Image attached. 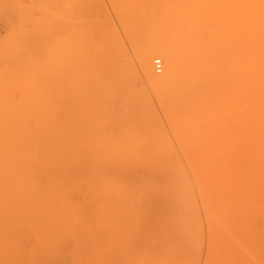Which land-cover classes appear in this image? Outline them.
I'll list each match as a JSON object with an SVG mask.
<instances>
[{"label":"bare ground","instance_id":"1","mask_svg":"<svg viewBox=\"0 0 264 264\" xmlns=\"http://www.w3.org/2000/svg\"><path fill=\"white\" fill-rule=\"evenodd\" d=\"M80 1L82 5H86V0ZM82 1L85 3L83 4ZM88 1V6L86 5L88 9L86 6L81 8H85L84 11L87 10V12L91 11L89 4L92 3V0ZM138 1L142 5L149 0H142V3L140 0ZM160 1L165 0H159V2ZM183 1L187 2L188 6H185V2ZM113 2L114 9L116 8L117 15H119V20L128 22V24L125 23L126 27H128L129 24L131 25L130 21L133 18L130 15L131 12H133L134 9H137L136 12H138V9H142V7H139L141 5L139 3V5L137 4V0H131L130 2L113 0ZM164 3L165 10L161 12L160 15L145 16V27H141L145 29H141L140 27L137 28L133 25L136 24V22L134 23L133 21V28L135 27V30L137 28L141 30V32L136 30V32H139L140 36L136 38L138 42L135 40L137 35L134 38L131 36L134 42H130L132 44L129 46H134L135 43H137L136 46L133 47L134 49H131V52H133L135 56H139L136 52L141 56L139 65L137 64L138 62L135 63L138 67L140 66L139 70L142 69V72H140L145 75H143L144 80L152 86L154 93L158 97L159 103H157L165 113L167 119L163 120L169 123L167 124L168 127L170 126V128H168L169 131L172 129V132L170 131L172 138H175L174 140L177 138V141L174 142L176 144L178 143L177 146L179 148L183 146V150H185V154L181 152V156L183 155L182 158L188 170L181 158L179 156H174L175 152L172 151L173 145H169L171 140L168 135L167 137L170 141H167L168 138L167 140L165 138L166 131L165 129L163 130L164 125H162L161 119L159 120L157 112L160 111V108L157 107L159 110L156 111L155 106L153 107V101L149 103V101H151L150 98L154 97L153 94L151 95L153 97H149L146 95L148 92L144 90V84L147 82L145 83L143 80L144 84H140L141 87L140 85H136V87L138 86L137 89L139 91L143 88L142 90L146 92L144 95L145 98L147 97L146 99H148V102L144 101V92L142 90L140 94L138 90L137 93L134 91L135 88L133 89V87L129 86V83L132 84L130 78H132L133 83L137 81L136 78H138L139 81L142 80L137 70H135V63L130 62V58L129 60L124 57V51L120 52V50L118 52L112 48L116 45L113 44L112 46L110 42L112 40L116 41L118 38L115 36L116 33L114 35L115 37L113 35L108 36L107 34H112L111 32L113 30L111 31L110 29L111 32L109 30L107 32V30H105L106 28H101V32L96 31L99 29H95V33H92L94 32L92 31L90 34L91 36L83 35L81 37V28L85 29L81 27L78 29V34L81 39L80 37H78L77 40L70 38L71 42L69 43L68 49L65 47V51L67 52L66 55L70 57V62L68 61L69 58H67L62 61H54L52 65L55 67L58 64L57 68L53 66V68H51V64H46V68L40 66L35 70H42L41 72H43L45 77L40 75L41 73L39 74V72L33 70V72H30L31 75L29 77L24 76L20 79L21 83L19 84L23 87H19L20 90L18 89L19 92L15 93L16 95H14L13 102H9V98H7V101H3V99L0 98L2 104L7 102L3 104V106L0 103V264H38L39 261H44L42 259H44L46 253L49 254L50 251L51 253L53 251L54 254L56 252L60 253L63 247L66 248L65 239L76 237L73 239L75 240L77 237H81L83 233L85 234V230H88L86 232H89V236L87 234H85L87 236H83L85 238L92 237L93 234H97L95 232L100 230L102 226L96 224L105 223V227H107L111 221H121L119 224L123 223L122 225L124 227L121 225L120 229L111 228V230L110 227H108L110 230L106 229L108 234L107 231L103 229V225L102 229L104 233H101V229L98 234H102L104 237L106 236V238L107 236L112 238L111 235L114 236L119 233L116 237L118 241L115 243L119 242V237H122L123 240L126 237L125 239L128 241L129 239L133 241L131 243L129 242L127 246L125 245V241L122 240L124 243L123 246H127V248L123 250L119 245L116 246L117 248L113 245L114 248H108L114 249V251L111 250L110 252H108L109 250L107 251L106 248L102 249L95 245L98 249H102L100 252H96L99 256L93 252L95 257H102L103 254L104 256H109L108 258L104 257V261L102 258L103 262L100 261L101 264L104 262V264H178V260L181 262L185 259H179V257L182 256L180 255L181 251L179 252L181 248L176 243H179L178 241L181 240L184 235L185 237L183 239L185 243L184 240L183 242L181 240L180 243H182L183 246L184 244L187 246L190 244L188 240L189 232L191 231L194 235L197 233V229L195 231V227L197 226L189 222L193 217H196L197 222V216L193 214V216H190L191 214L189 215V212L186 213V216L184 215L185 217L183 216L184 218L190 216V219H187L188 226L183 224V226L186 227L185 229L183 228L186 232L181 230L180 226L176 225L179 222L176 221L182 217L181 215L185 214V211H188L184 209V207L187 206L185 203L189 201L188 196L192 198L194 194L191 195L192 192L190 191V193H188L189 195H184V192L188 189L187 187L190 186L189 190H192L191 188L195 186L194 183L196 182L198 188L202 185L201 187L203 190L200 189L201 193H203L202 191L206 192V187L209 188L208 193L211 194L212 197H210L211 195L209 196L208 193H204L202 194L203 196H201L207 200L210 198L213 200L215 197L213 194L216 193L215 189L218 187H216L217 184H219V188L224 189V193H227L225 191L226 189H229L227 191H231L232 195L228 193L230 197L232 196L230 198L223 193L222 189H219L221 190L219 194L223 193V195L227 196V199H225L222 195L224 200L228 201L227 203L218 199L219 197H216V200L218 199L219 201L216 203L214 198L215 204H211L213 201L210 200L208 205L206 202H203L201 198L203 204L206 203L204 205H215V207L211 209L213 213H211L209 209L207 215L213 217L211 214L217 212L214 218L220 215L219 218L217 217L219 220L228 219L227 221H229V215L231 213L230 204H234V208L236 207L235 209H238L237 207H239L240 211L242 209V211H259V216L257 215L258 213L256 214L254 211L251 213L248 212L249 214L244 211L246 217L244 214L243 217L247 219L248 216L249 218L251 216V225L253 227L255 226L253 220L257 217V219H261L260 215L262 210H264V0H166ZM183 3L186 8L189 7V11L182 12L184 6L182 9L181 4ZM92 5L95 6L96 3ZM189 5H191L193 9H191ZM194 5L195 7L197 6V11L194 9ZM143 7L144 10L141 11L140 9V12H145V5ZM185 9L183 11H186ZM99 12L100 10L96 13ZM90 13H92V11ZM96 13H93L95 21ZM138 14L140 15V13ZM99 16L97 14V20L101 18ZM130 29L129 27L125 29V31L127 30L126 34L128 38H130L129 34L132 35V32L135 31ZM87 30L89 31V28ZM87 30L85 34L88 33ZM143 30L144 32L142 34ZM129 31L130 33L128 34ZM96 33L99 35L98 37L105 36V39L100 37L101 40L103 39L105 41H98L101 44L104 43V45H98L99 43L95 42L96 40L94 38L98 39ZM159 34L162 37L165 36L168 41L164 38L166 40V42H164L162 37L156 39V36ZM91 37L92 40L94 39L95 41L93 40L92 42ZM142 38L145 40V43ZM107 40L110 41L105 43ZM141 40L143 41V48L140 47L141 45L138 46L139 42H142ZM90 42L91 44L98 43V47L94 44L93 49H95V51L97 50V53H101L100 55H102L103 52L104 55L102 56H108L107 60L112 64L108 65L107 62L105 64L103 61L106 59L105 57H97L96 55H99V53H93V46L87 48L90 46H88ZM77 43L82 45H80L82 48L81 51L78 50ZM106 44H110L111 46H107ZM105 45L112 48V51ZM100 47L102 49L99 51L98 49H100ZM74 49L81 52L76 51V57L79 55V58L81 55V57L84 58V62L83 59H80L81 61L79 60V63H77L76 59H71L74 55ZM85 49H92L91 52L93 54H90L91 52L87 53L88 50L84 52L83 50ZM113 50L115 52L113 56L115 57H112ZM68 52H70L72 56L69 55L70 53ZM89 54L95 56L93 57ZM117 55L123 61L118 58ZM137 58L138 57H136V61H138ZM152 58L155 59L154 61H156V63L160 60L159 58L165 60V66L163 65L165 68H161V62L158 61L159 63H157L161 65H158V67L160 66L158 71L162 69L165 75L160 74L157 69L156 71L154 70L152 66L157 68V65L152 61ZM115 62H117L120 67L117 66ZM120 62H123V64L121 63L122 66ZM70 63L73 64V66L70 65ZM43 64L45 63H40V65ZM109 66H111V68H109ZM52 69L54 72H52ZM102 69L103 72L101 73ZM133 70H135V73L132 72ZM47 73L50 74L47 75ZM34 74L43 76L42 80L45 83H41V80H37L39 76H34ZM136 75L138 77H136ZM164 76H168V79ZM48 77L49 79H47ZM50 77L52 79H50ZM108 79L113 81L109 82ZM25 83H27L28 91L25 88ZM139 83L140 82H138V84ZM67 85L70 87L67 88ZM55 87L57 88V92L54 91L56 90ZM149 87L148 85V88ZM93 92L96 96L93 94L95 97L93 96L94 98H92L91 95L89 99V94ZM43 93H45L46 98ZM151 93L153 92L150 91V94ZM85 95L87 99H89L88 101ZM153 100H156V98L154 97ZM81 112L85 113L83 117H81ZM163 112H160V114L162 115ZM110 117L112 118L109 119ZM162 117L164 118V116ZM119 123H125V127L124 130L120 131L121 126H116L119 128L118 134V132H116L117 128L115 129L114 127L115 124L118 125ZM89 125H91V129ZM93 127L95 131H99L98 133L103 132L104 135L101 133L103 136L100 134L98 137L99 134L93 131ZM112 127L115 129V132L112 131ZM88 128L89 132L86 131ZM103 128L108 131L112 129V132L110 131L108 135V131H105ZM125 128L128 131H126ZM124 131L126 133H124ZM105 132L107 135H105ZM163 133H165V137ZM101 136L102 138H100ZM180 143L182 145H180ZM168 145L171 147V151L174 155L171 152L165 155L166 149L169 148L167 147ZM163 150H165L164 153H162ZM180 151H182V148ZM171 154L172 156H168ZM186 170L188 171L187 173L192 172L190 175L192 179H196H194V181L188 177V179L193 182H190V184H194V186H187L188 181L185 176ZM208 172L211 174L210 177L206 175L209 174ZM213 175L216 176L214 177ZM218 175H221V177ZM217 177L219 179H215ZM251 178L252 180H250ZM199 179H201V181ZM211 179L216 180V183L212 181V184L215 183L214 187L211 182H209ZM210 187H213L212 190ZM246 187L247 190L243 192L242 190ZM252 188L254 190H251ZM256 189H258L259 192L258 190L256 191ZM213 190L214 193L212 192ZM251 191H256L253 192L256 193V195L254 194L256 199L251 196L253 195ZM186 193L187 192H185V194ZM238 193L240 195L249 194L250 198L253 197V199H255L254 201L257 200V202H260L263 208H261L262 206L257 202L254 203L252 199H249V196L247 198V195L240 197L242 200L240 198L237 200L236 196L237 198L240 196H238ZM219 194L217 195L219 196ZM234 194L236 195L235 197L233 196ZM257 194H259V196H257ZM244 197L247 198L248 201ZM232 198H235V200ZM240 200L241 202H238L239 204L236 205L237 201ZM220 201L222 205H220ZM190 202L187 204L194 206L193 203L195 204V202L191 201V199ZM243 202H245V204L248 202V204L244 206ZM178 203L182 204V208L180 207L182 210L180 209L179 212L177 210ZM224 203L226 204L225 208L223 207ZM216 204L220 205L219 209ZM189 205L188 209L190 207ZM250 205H254L253 210H248V208L251 207ZM257 205H259V207ZM195 207L196 206H194V208ZM222 207L224 208L223 213L221 211L223 209ZM114 208L117 211L111 210ZM260 209L262 210L260 211ZM205 210H207V208ZM239 210H235V213L237 214ZM144 213L151 216H149L151 220L148 221L149 218H147L145 222L146 224L148 223L149 226L147 224L148 227L146 226V229L144 226H141L144 227L140 228L143 230V233L135 235L136 230L134 229L136 226L134 228L131 227L129 222H133L134 224L135 220H143L140 219V217L145 215ZM225 214L228 215L227 218ZM238 214H240V212H238ZM232 215L233 217L235 216L234 213ZM171 217L173 219H171V222L173 223L174 220L176 222L173 223L174 226L169 221ZM222 217H224V219ZM263 217L264 214L261 219L263 224L260 223L262 224L260 227L256 224L257 231H255V236L259 233V237L262 233L264 234ZM206 218L207 217H205V219ZM214 218L213 220H215ZM244 218L242 219L243 222ZM237 220L239 223V219L237 218L235 224H237ZM227 221L225 220V222ZM247 222L250 221L248 220ZM257 222L258 221H256V223ZM88 223H94V226ZM143 223L144 221L142 224ZM242 223L240 225H242ZM189 224L191 226L193 225L194 229L192 228L193 226L191 227ZM230 225L226 229L223 228V232L225 233L224 236H226L228 232L225 230L229 228L230 232H232L234 229L232 228L233 224ZM89 227L92 232L95 230L91 236L90 234L92 232ZM93 227L99 228L94 229ZM115 227L120 226L115 225ZM189 227L192 229H189ZM256 227H254L253 230H255ZM219 228L220 227H218V229ZM260 228H262V230H260ZM173 229H180L181 231L179 230L178 233L181 235L182 232V237ZM120 230L122 232L124 231L123 234ZM236 230L234 229L232 232L234 236V231ZM249 230L253 232L252 229ZM221 231L222 230L218 232L221 233ZM191 232L190 236L192 237ZM185 233L187 235H185ZM219 233L217 234L215 232V234L220 237ZM247 233L248 232H246V237ZM208 234L210 235L211 231L208 232ZM213 234L214 232H212V235ZM229 234L231 235V233ZM216 235H213V239L218 238V236L215 237ZM156 236L159 237V241L163 240L162 237H166L164 238L165 241L163 240L164 242L162 241L159 243L160 245L154 244L152 240H156ZM186 236H188V238ZM221 236L223 237V233ZM258 236L257 238H259ZM96 237H98V235H96ZM185 238H187V241ZM99 239L103 240V236L98 237L96 240ZM213 239L212 242H215V245L216 241ZM193 240L194 239H192V241ZM197 240V238L196 241L194 240L195 244ZM218 240L220 241L219 238ZM218 240L217 243L219 242ZM141 241L142 244L143 242L144 244L148 243L147 245L143 244L141 246ZM227 241L228 240H226V242ZM230 241L232 242V240ZM259 241L260 240H258V242ZM122 242L119 243L120 246ZM149 242L152 246H150ZM172 242H175V245H173L174 248L178 247L177 253H179V256H174L177 254H175L176 251L174 252L175 249L172 250L174 253H171L170 246H172ZM188 242L189 244H186ZM220 242L219 246L222 248L223 246L220 245ZM235 242L232 243L236 244ZM241 242L243 245L245 244L243 240ZM182 244L180 246H182ZM228 244L231 246L230 243ZM214 245H210V249L209 251L207 250V252H210ZM217 245L218 244L215 246ZM239 245L240 244H238V247ZM95 246L93 249H96ZM145 246H150V248L146 250ZM183 246L182 249L185 248ZM190 246H187L189 247L188 253H185V249L181 252L184 253L186 257L192 251L191 248L193 249V246L191 248ZM217 247L212 249L213 253ZM233 247L235 248V246ZM119 248L121 250H119ZM230 248L232 249V247ZM224 249L227 250V252L229 250L226 249V247ZM217 250L219 249L217 248ZM92 251H88V255L93 254ZM218 252H215L214 255H217L216 253ZM192 253L195 252L192 251ZM229 253L230 252H228V254ZM207 254L209 255L211 252ZM228 254L225 253L223 255L227 256ZM238 254L239 256L241 255V253ZM172 255L176 259L171 258V260L168 258L172 257ZM219 255H221V258ZM231 255L235 256L236 254ZM218 256L219 260L222 259L223 264H231L229 262H233V259L230 261L227 257H225L226 260H223L224 256H222V253H218V255L215 256L216 258H214L218 260ZM38 257L41 259H38ZM235 257L238 258V256ZM193 258L191 257L190 260H193ZM209 258H211V256L207 259ZM93 259V263H95L96 258L93 257ZM173 259H175L177 263L173 262ZM215 259L213 260L215 261L213 264L219 262H216ZM47 260L50 262L49 259ZM97 260L99 262V259ZM59 261L62 262V260H55L53 264H58L60 263ZM189 261L187 260V262ZM245 261L246 260H244V262ZM184 262H186V260ZM184 262L182 261V263ZM207 262H209V260H207ZM207 262L206 264H208Z\"/></svg>","mask_w":264,"mask_h":264},{"label":"rangeland","instance_id":"2","mask_svg":"<svg viewBox=\"0 0 264 264\" xmlns=\"http://www.w3.org/2000/svg\"><path fill=\"white\" fill-rule=\"evenodd\" d=\"M83 1H85V0H83ZM82 1V3L84 4L85 2H83ZM91 1V0H90ZM123 2H130L131 0H122ZM141 1V3L144 1H142V0H140ZM92 3H90L89 5H90V10L92 11V13H90L91 11H89V12H87V10L86 11H84V9H81V8H83V7H85L88 3H89V1L88 0H86V5H82L81 4V1L80 0H0V98H2L3 99V101H7V98H9V102L11 101V102H13V99H14V95H16L15 93H18L19 92V90H20V88L19 87H21L20 86V84L19 83H21V80L20 79H22L24 76H27V77H29L30 75H31V73L30 72H33V70H35V69H38L40 66L42 67V68H46V64L47 65H49V64H51V68H53L54 66L52 65V63L54 64V61H62V60H65V59H67V58H69V62L71 61L70 60V57L68 56V55H66L67 54V52L65 51V47L68 49V47H69V43L71 42L70 41V38H73V39H76L77 40V38L78 37H80V35L78 34V29L79 28H81V27H84L85 29L88 27L89 28V31H88V33L87 34H85L86 32V30L85 29H82L81 28V32H80V34H81V37L83 36V35H90L91 34V32L92 31H94V32H92V33H95V29H99V30H96V31H100V29L102 28V29H105V30H107V32H108V30L110 31V29H111V33L112 34H107L108 36L110 35H115V33H116V37H118L117 39L116 38H114V39H116V41L114 42L113 40L110 42L111 43V45L113 46V44L114 45H116V46H113L112 48H114L115 50H117L118 52L120 51V52H122V51H124L123 52V54H124V57H126V58H130L131 59V61L130 62H133V63H135V62H138L137 64L139 65V59H140V54L139 53H137L136 51V54H138L139 56H135L134 54H133V52H131V49H134L133 47L134 46H136V44L137 43H135V45L133 46V45H131V46H129L130 44H132V43H130V42H134L133 40L134 39H132V38H134L136 35V37H135V40L138 42V40L136 39V38H139L140 36H139V32H136V30H139V29H137V28H141V27H145V16H148V15H155V16H157V15H160L161 14V12H163L164 10H165V6H164V2H166V0L165 1H160L159 2V0H149V1H147V2H145V3H143L142 5L139 3V1L137 0V4L139 3L141 6H139V7H142V9H141V11L142 10H144V5H145V12L143 11V12H140V9H138V12H136L137 11V9H134V11L133 10H131V11H133V12H131V14H130V12H129V14L133 17L132 18V20L130 21L131 22V25L129 24V28H131L130 30H132V31H134L135 30V27L133 28V25L134 26H136L137 28H136V30L134 31V32H132L133 34L132 35H130L129 33H130V31L128 32V34H129V37L131 38V36H132V38L130 39V38H128V36H127V30L125 31V29H127L128 27H126V25H125V23H127L128 24V22L126 21V20H124V21H126V22H122V20H119V15H117V12H116V8L114 9V2H113V0H92L91 1ZM161 2H163V3H161ZM183 2H185V1H183ZM93 3H96V5L95 6H93L92 4ZM161 3V4H160ZM136 4V5H137ZM138 4V5H139ZM187 4V2H185V6H188V4ZM190 4V3H189ZM74 5V6H73ZM81 5V6H80ZM136 5H134V6H136ZM137 5V6H138ZM182 5V9H183V6H184V3L183 4H181ZM192 5V4H191ZM191 5H189V6H191ZM79 6V7H78ZM88 6V5H87ZM87 6H86V8H87ZM136 6V7H137ZM184 6V9L186 8ZM135 8V7H134ZM138 8V7H137ZM180 8V9H181ZM88 9V8H87ZM183 9V10H184ZM189 9V7H187L185 10L186 11H183L182 10V12H187V11H189L188 10ZM191 9H193V7L191 6ZM190 9V10H191ZM194 9L196 10L197 9V6L195 7V5H194ZM97 10V11H96ZM100 10V12H101V15H100V12L99 13H96V12H98ZM191 11H194V10H191ZM197 11V10H196ZM195 12V11H194ZM93 13H96L95 15H96V21H95V17L93 16ZM133 13H135V14H133ZM138 13H140V15L138 14ZM142 13V14H141ZM97 14H98V16L99 17H101V18H99V20H97L98 19V17H97ZM133 14V15H132ZM140 17V18H138V17ZM121 18V17H120ZM129 18H130V16H129ZM128 18V19H129ZM138 18V19H137ZM123 19V18H122ZM127 19V20H128ZM70 20V21H69ZM130 20V19H129ZM138 20V21H137ZM139 20H140V22H139ZM68 21V22H67ZM133 21H134V23L136 22V24H133ZM70 22V23H69ZM123 23V24H122ZM133 24V25H132ZM123 25H125V26H123ZM147 25V24H146ZM131 26V27H130ZM74 28H76V29H74ZM141 29H145V28H141ZM84 31V32H83ZM115 31V32H114ZM140 32H141V30H139ZM101 32V31H100ZM104 32V31H103ZM138 33V34H136V33ZM143 32H144V30L142 31V34H143ZM84 33V34H83ZM114 33V34H113ZM97 34V33H96ZM142 34H141V36H142ZM93 35V34H92ZM101 35V34H100ZM104 35H105V33H104ZM107 35H106V37H107ZM91 36V35H90ZM99 35L97 34L96 35V37H98ZM112 36V37H113ZM114 36V37H115ZM81 37H80V39H81ZM87 37V36H86ZM100 37H103L104 39H105V36H100ZM100 37H98V39H96V38H94L93 40L95 41V42H98L99 40H101V38ZM157 38L156 39H158V37H162L160 34L158 35V36H156ZM88 38V37H87ZM100 38V39H99ZM111 38V37H110ZM145 38V37H144ZM163 38V41L164 42H166V38H165V36H163L162 37ZM166 40H165V39ZM143 39V38H142ZM83 40H85V39H83ZM90 40V39H89ZM91 40H92V37H91ZM93 40H92V42H93ZM103 40V39H102ZM101 40V41H102ZM111 40V39H110ZM110 40H107V42H105V43H108ZM103 41H105V40H103ZM142 41V40H141ZM143 41H144V43H145V40L143 39ZM143 41L142 42H139V45L138 46H140V47H142V44H143ZM168 41V40H167ZM89 42V41H88ZM82 43V42H81ZM99 43V42H98ZM97 43V44H98ZM141 43V44H140ZM68 44V45H67ZM95 43H92L91 44V42H90V44L88 43V46L89 47H87V48H91L93 45H94ZM97 44H95L96 46H97ZM67 45V46H66ZM81 44H79V43H77V48H78V50H82V48H81V46H80ZM98 45H104V43H99ZM107 46H111L110 44H106ZM105 45V46H106ZM105 46H103V47H105ZM106 46V47H107ZM137 46V47H138ZM98 47V46H97ZM96 47V48H97ZM116 47V48H115ZM77 48H75V49H77ZM94 48V46L92 47V49ZM109 50L111 49V51H112V48H109V47H107ZM122 48V49H121ZM125 48V49H124ZM143 48V47H142ZM74 49V50H75ZM92 49H85V50H83L84 52H86L87 51V53H90L91 52V50ZM102 48L100 47V49H98L99 51L101 50ZM136 49V48H135ZM78 50H75V51H73L74 52V55L72 56V54L70 53V52H68V53H70L69 55H71L72 57H71V59L73 60V59H76V61H77V63H79L78 61L81 59H83V62H84V58H82L81 57V55H80V57L78 58V56L76 57V54L77 53H75L76 51H78ZM105 50V49H104ZM108 50V51H109ZM141 50V49H140ZM68 51V50H67ZM80 51H78V52H80ZM97 51V50H96ZM95 51V49H93V53L94 52H96ZM133 51V50H132ZM142 51V50H141ZM107 52V51H106ZM129 52V53H128ZM81 53V52H80ZM92 52L90 53V54H93ZM99 53V52H98ZM97 52H96V54H98ZM115 52H114V50H113V52H112V57H115V56H113V54H114ZM117 53V52H116ZM83 54H85V53H83ZM89 54V55H90ZM101 53H99V55H96L97 57L99 56H102V55H104L103 54V52H102V55H100ZM111 54V53H110ZM130 54V55H129ZM85 55H87V54H85ZM84 55V56H85ZM105 55H107V54H105ZM109 55V54H108ZM83 56V57H84ZM90 56H95V55H90ZM121 56V55H120ZM105 57V56H104ZM103 56L101 57V58H104ZM108 57V56H107ZM107 57H105L106 59L105 60H103L104 61V63L106 64V62H107V64L109 65V64H112L111 62H109L107 59ZM117 57L118 58H120L118 55H117ZM136 57H138L137 59H138V61H136ZM78 58V59H77ZM100 58V59H101ZM154 58H156V57H154ZM89 59H90V57H89ZM98 59V58H97ZM111 59V58H110ZM113 59V58H112ZM121 59V58H120ZM119 59V60H120ZM124 59V58H123ZM127 59V60H128ZM129 59V60H130ZM160 60H158V59H156V60H158L159 62H161V64H162V66L164 65L165 66V60L164 59H162L163 60V62H162V60H161V58H159ZM80 60V61H81ZM92 60H94V59H92ZM114 60V59H113ZM118 60V59H117ZM122 60V59H121ZM155 59H153L152 58V61H154ZM101 61V60H100ZM112 61V60H111ZM123 61V60H122ZM124 61H125V59H124ZM157 61V63H159ZM65 62H67V61H65ZM96 62V61H95ZM155 63H156V61H154ZM40 63H45V64H43V65H40ZM58 63V62H57ZM72 63V62H71ZM70 63V65H72L73 66V64H71ZM123 64V62H120V65L122 66V64ZM125 63H128V62H125ZM132 63V64H133ZM152 63V62H151ZM156 63V65H157V68L156 67H154V66H152V64H151V66L154 68V70L156 71V69H157V71H158V69H159V67L161 66L160 64H157ZM164 63V64H163ZM59 64H60V62H59ZM67 64V63H66ZM74 64H76V63H74ZM97 64V63H96ZM115 64L117 65V66H119L118 64H117V62H115ZM114 64V65H115ZM136 63H135V67H136V69L135 68H133V69H135V70H137V72H138V74H139V77H140V79L143 81L144 80V74H142L141 72H142V69L141 70H139V67H138V65H137ZM70 65H69V67H70ZM77 65H79V64H77ZM107 65V66H108ZM154 65V64H153ZM155 65V66H156ZM158 65H160L159 67H158ZM53 66V67H52ZM57 66H58V64H57ZM57 66H55L56 68H57ZM66 66H68V65H66ZM75 66V65H74ZM111 66H113V65H111ZM111 66H109V68H111ZM161 66V68H165L164 66L162 67ZM50 67V66H49ZM49 67H48V70H49ZM54 67V68H55ZM61 67H62V65H61ZM68 67V68H69ZM78 67V66H77ZM120 67V66H119ZM60 68V67H59ZM67 68V67H66ZM106 68H108V67H106ZM138 68V69H137ZM152 68V69H153ZM41 69V68H40ZM39 69V70H40ZM70 69H71V67H70ZM77 69V68H76ZM47 70V69H46ZM53 70V69H52ZM57 70V69H56ZM101 70V69H100ZM135 70H133L132 72H134L135 73ZM165 70V69H164ZM36 71V70H35ZM42 70H40V71H36V72H39V74L40 75H43V72H41ZM51 71V70H50ZM67 71V70H66ZM73 71V70H72ZM75 71V70H74ZM141 71V72H140ZM47 72V71H46ZM52 72H54V70L52 71ZM103 72V69H102V71H101V73ZM136 72V73H137ZM160 74H163V75H165V73L163 72V70L161 69V70H159L158 71ZM45 73V72H44ZM74 73V72H73ZM157 73V72H156ZM158 73V74H159ZM39 74H38V76H39ZM46 74V73H45ZM48 74H50V73H47V75ZM54 74V73H53ZM55 74H56V72H55ZM76 74H77V72H76ZM105 74V73H104ZM132 74V73H131ZM130 74V75H131ZM46 75V76H47ZM52 75V74H51ZM135 75V74H134ZM144 75V76H143ZM33 76V75H32ZM34 76H37V74L35 75L34 74ZM37 76V77H38ZM44 76V75H43ZM43 76H39V78L37 79V80H41L40 82L41 83H45L43 80H42V78H43ZM78 76V75H77ZM45 77V76H44ZM130 77V76H129ZM136 77H138L137 75H136ZM164 77H166V79H168V76H164ZM33 78V77H32ZM47 79H49V77L47 78ZM50 79H52L51 77H50ZM111 79H113V78H111ZM109 80V82L111 81H113V80ZM131 79V82H132V84L131 83H129L130 85V87H133V89L135 88V90L134 91H136L137 93H138V89H137V87L141 84V85H143L144 84V81H145V83L147 82L146 80H144L143 82L142 81H139L138 80V78H136L137 79V81L138 82H140L139 84H138V82L136 81V82H134L133 83V81H132V78H130ZM130 79H129V81H130ZM133 79H134V77H133ZM146 79V78H145ZM35 80V79H34ZM44 80H46V79H44ZM69 80V79H68ZM107 80V81H108ZM27 81V80H26ZM77 81V80H76ZM135 81V80H134ZM24 82H25V80H24ZM32 82V81H31ZM39 82V83H40ZM47 82V81H46ZM55 82V81H54ZM69 82V81H68ZM67 82V83H68ZM108 82V83H109ZM57 83V82H56ZM77 83V82H76ZM136 83V84H135ZM143 83V84H142ZM22 84H24V83H22ZM36 84V83H35ZM54 84V83H53ZM61 84V83H60ZM68 84H71V83H68ZM135 86H134V85ZM150 86L149 88H148V85ZM26 85V86H25ZM25 88H26V90L28 89V86H27V83H25ZM30 85H32V84H30ZM37 85V84H36ZM80 85V84H79ZM133 85V86H132ZM136 85H138L137 87H136ZM141 85H140V87H141ZM51 86V85H50ZM49 86V87H50ZM23 87V86H22ZM21 87V88H22ZM31 87V86H30ZM58 87V86H57ZM61 87V86H60ZM59 87V88H60ZM68 87H70V86H68L67 85V88ZM72 87H73V84H72ZM140 87H139V89H140ZM143 87V86H142ZM144 87H145V89L144 90H146V92H148V94H146V92L144 91V90H142L144 93H143V98H144V101L145 102H148L147 100L148 99H146L145 98V95L144 94H146L147 96H149V97H155L156 98V100H153V98H150L151 99V101H149V103L150 102H152L153 103V107L155 106V109H156V111L157 110H159V109H157V107L158 108H160L159 107V102H158V97H157V95L154 93V90L152 89V86L147 82L146 84H144ZM36 88V87H35ZM43 88V87H42ZM56 88V87H55ZM19 89V90H18ZM70 89V88H69ZM23 91H25L24 89H22ZM36 90H37V88H36ZM41 90H43V89H41ZM60 90V89H59ZM58 90V91H59ZM138 90V91H137ZM140 90V91H141ZM153 90V91H152ZM28 91V90H27ZM45 91V90H44ZM43 91V92H44ZM54 91H56L57 92V88H56V90H54ZM54 91H52V92H54ZM96 91V90H95ZM139 91V92H140ZM150 91L151 92H153V93H151L150 94ZM21 92V91H20ZM26 92V91H25ZM25 92H22V93H25ZM60 92V91H59ZM97 92V91H96ZM95 92V93H96ZM42 93V92H41ZM50 93V92H49ZM88 93H89V91H88ZM44 94V96H45V93H43ZM57 94V93H56ZM61 94V93H60ZM60 94H58V95H60ZM94 92L92 93V94H89L90 96H89V99H90V97H91V95H92V98H94L95 96H96V94H94ZM140 94H141V92H140ZM153 94V96H151ZM94 96V97H93ZM16 97V96H15ZM80 97V96H79ZM85 97H86V95H85ZM97 97H98V94H97ZM45 98H46V96H45ZM51 98V97H50ZM92 98H91V100H92ZM99 98V97H98ZM142 98V97H141ZM1 99V100H2ZM86 99H87V97H86ZM85 99V100H86ZM89 99H87V101L89 100ZM146 99V100H145ZM80 100H82V99H80ZM94 100V99H93ZM143 100V99H142ZM2 101V102H3ZM15 101V100H14ZM108 101V100H107ZM143 101V102H144ZM8 102V103H9ZM158 102V103H157ZM0 103H1V101H0ZM7 102H5V103H3V104H6ZM15 103V102H14ZM13 103V104H14ZM2 104V103H1ZM3 104H2V106H3ZM84 104V103H83ZM82 104V105H83ZM158 105V106H157ZM14 106H16V105H14ZM152 106V105H151ZM154 109V108H153ZM153 111H155V110H153ZM98 112V111H97ZM158 112V116H159V120L161 119V122L163 123H161L162 125H164L163 127V130L165 129V131H166V137H165V133H163L164 134V137L166 138V140H167V138L169 137L170 138V140H171V142L169 143V145L170 144H172L173 145V147H172V151H174L175 152V155H174V153L171 151V147H169V145L167 146V147H169L170 148V151H169V148H167L168 149V151H167V149H166V147H165V149H166V152H165V150H163L162 151V153H164L165 152V155H167V154H170V152L171 153H173V155L174 156H179L180 158H181V160H182V162L184 163V165H185V162H184V159L182 158V156H181V152H182V154L184 153L185 154V150H183L184 148H183V146H181V148H182V151H180L181 150V148H179L178 146H177V144L174 142V141H177V138H176V140H174L175 138H172V134H170L172 131V129H170V131H169V129L168 128H170V126L168 127V125L167 124H169L168 122L166 123V121H164L165 119H166V116H165V113L162 111V109L160 108V111H157ZM160 112L162 113L163 112V114L161 115L160 114ZM111 113V112H110ZM83 114H85V113H83V112H81V117H83ZM162 116H164V118L162 117ZM112 117H110L109 119H111ZM164 119V120H163ZM167 120V119H166ZM96 122V121H95ZM98 122V121H97ZM122 123V122H121ZM92 124V123H91ZM94 124V123H93ZM124 124L125 123H123V124H118V125H116L115 124V129L117 128L116 126H121V130L120 131H122V130H124ZM160 124V125H161ZM96 125V124H95ZM166 125V126H165ZM114 126V125H113ZM161 127V126H160ZM89 128L91 129V125H89ZM89 128L86 130V131H88L89 132ZM99 128H101V127H99ZM113 127H112V131H114L115 129H114ZM104 129V128H103ZM118 129L119 128H117L116 129V132H118ZM97 130H99V129H97ZM105 130V129H104ZM110 130V131H111ZM125 130H126V128H125ZM163 130H162V132H163ZM93 131H95L94 130V127H93ZM105 131H108V130H105ZM110 131H108V135H109V132ZM111 131V132H112ZM126 131H128V130H126ZM164 131V132H165ZM90 132H91V130H90ZM95 132H99V131H95ZM101 132V131H100ZM115 132V131H114ZM102 134H103V132H101ZM101 133H98L99 135H98V137L100 136V134ZM121 133V132H120ZM123 133V132H122ZM124 133H126L125 131H124ZM101 134V135H102ZM117 134V133H116ZM118 134H119V132H118ZM97 135V134H96ZM95 135V136H96ZM104 135V134H103ZM102 135V136H103ZM105 135H107L106 134V132H105ZM167 135H168V137H167ZM102 136L100 137V138H102ZM97 137V136H96ZM95 137V138H96ZM105 137V136H104ZM107 138V137H106ZM105 138V139H106ZM169 138H168V140L167 141H170L169 140ZM179 142V141H178ZM175 143V144H174ZM167 144H168V142H167ZM172 145H170V146H172ZM180 145H182L181 143H180ZM180 149V150H179ZM169 152V153H168ZM177 154V155H176ZM168 156H172V154L171 155H168ZM186 166V165H185ZM186 169L188 170V168H187V166H186ZM186 170V172H185V176H186V178H187V181H188V185L187 186H190V185H192V184H190V182H192V180H194V179H192V177H190V175H191V173L192 172H189V173H187L188 171ZM190 171V170H189ZM187 173V174H186ZM209 173V172H208ZM205 174V173H204ZM188 175V176H187ZM194 175V174H193ZM199 175V174H198ZM206 175H208V177H210L211 176V174L209 173V174H206ZM196 176V175H195ZM200 176V175H199ZM214 177L216 176V175H213ZM219 177H221V175H218ZM188 177L190 178V179H192V180H190V179H188ZM202 177H204V176H202ZM207 177V178H208ZM252 177H254V176H252ZM196 178H197V176H196ZM213 178V177H212ZM209 179V178H208ZM215 179H219L218 177L217 178H215ZM221 179V178H220ZM254 179V178H253ZM196 180V179H195ZM194 180V181H195ZM200 181H201V179H199ZM250 180H252V178L250 179ZM212 181L214 182L215 181V183H216V180H213V179H211V181H209V182H211V184H212ZM203 182V181H202ZM193 183V182H192ZM197 183V182H196ZM196 183H194L195 184V186H194V184L192 185V186H194V187H192L191 189L192 190H189V188L191 187H187L188 189H186V191L185 192H187L186 194H185V192H184V195H189L188 193H190V191L192 192L191 193V195L193 194V197L192 198H190V196H188V199H189V201H187L185 204L187 205L186 207H184V209H186V210H188V211H185V214H182L178 219L179 220H177L176 222H178V224H176L177 226H180L181 227V230H183L184 232H186L184 229L186 228V227H184L183 226V224L185 225V226H188L187 225V223H188V221H187V219H190V216H197V222H196V217H191L192 219H194V220H189V222H190V224H195L197 227H195V231H196V229H197V233H195V235L194 234H192V232H191V235H192V237H193V235H194V237L195 236H197V237H191L190 236V232H189V242H190V244H189V242L188 243H186V244H189V245H187V246H190V248L193 246V249L191 248V250L193 251V252H195V253H192V251L187 255V257L186 256H184L185 254L184 253H181L184 249L186 250V252L185 253H188L189 252V247H187V246H185V244H184V246H183V244L182 243H180V241L182 240V242H183V238L185 237L184 235H183V237L181 236L183 233L181 232V235L178 233V231L180 230V229H178V230H176V229H173V230H176V232L180 235V237H182V239L181 240H179L178 242L180 243H176V244H178L179 245V247L181 248V250H179V252H180V255H182L181 257H179V259H185L186 260V262H187V260L189 261L190 260V258L192 257H194L193 258V260L191 259L189 262H187V263H189V264H206V262H207V260H209V262H207L208 264H213V262H215V261H213L216 257L215 256H217L218 255V253L219 254H221L222 253V256H224L223 254H225V253H227L228 254V252H230L231 254H236L235 256H238V258L237 257H235L234 255L232 256L230 253L226 256H224V258H223V260H226L225 259V257H227V259L229 260L230 259V261L233 259V262L231 261V262H229V263H231V264H238V263H240V264H248L249 262V264H264V239H263V233L261 234V236L259 237L258 235L260 234L259 233V231H258V233L259 234H257L256 236H255V231H257V227H256V224H257V226H261L262 224H263V222L261 221V219H262V216H263V214H264V210H262V209H260V211L262 210V213H261V215H260V217H261V219H257V218H255L254 220H253V224L255 225L254 227H256V229L255 230H253L254 229V227L251 225L252 224V221H251V216H250V218H249V216L247 217V219H245L244 217H243V214L245 215V212L247 213V214H249V213H251V212H255L258 216H259V211H256V210H253L254 209V205L252 206V205H250L251 207H249V206H247V207H249L248 208V210H253V211H240L239 209V207H237L238 209H235L234 208V204L233 205H231L230 204V215H229V221H227L228 219H225L227 222H225V220H222V219H218L219 217H220V215H219V217L218 216H216L215 218H214V216L215 215H217V214H215V213H217V212H215L214 214H211V213H213V212H211V209H213L214 207H215V205H212V206H208L209 204L208 203H210V200H212L211 198L209 199V200H207V199H205V198H202L201 196H203L202 194H207L209 191V188H207L206 187V192H204V191H202L203 193H201L200 191V189H202V185H200V187L198 188L197 187V185H196ZM215 183H213L212 185H213V187H214V184ZM200 184H202V183H200ZM211 186V185H210ZM218 186V187H217ZM199 189V191H198V189ZM204 187V186H203ZM212 187V188H213ZM216 187L218 188V192H217V188L215 189L216 191V193L215 194H213V196L215 195V200H216V197H219L218 199H221V201H225L224 200V198H223V196L225 197V199H227L226 197L227 196H225V195H223V193H224V189H222V188H219V184H217L216 185ZM211 188V187H210ZM212 188H211V190H212ZM250 188V187H249ZM205 189V188H204ZM219 189H222V191H223V193L222 194H219V193H221L220 191L221 190H219ZM226 189V188H225ZM188 190V191H187ZM203 190V189H202ZM227 190H229V189H226L225 191L227 192V193H224V194H226V195H228V197H230L229 196V194L230 195H232L231 194V191H227ZM247 190V187L244 189V190H242L243 192H245ZM251 190H254L253 188L251 189ZM258 189H256V191H257ZM249 191V190H248ZM256 191H253V192H256ZM213 193H214V190L212 191ZM252 191H251V193L253 194V195H251V196H253L254 197V194L256 195V193H253ZM258 192H259V190H258ZM199 193V194H198ZM229 193V194H228ZM239 193H241V192H239ZM238 193V196L240 195ZM217 194H219V196L217 195ZM208 195L210 196L211 194H209L208 193ZM217 195V196H216ZM221 195V196H220ZM223 195V196H222ZM245 196L247 195V198H248V196H249V194H244ZM244 195H240L238 198H237V196L234 194L233 196L235 197L236 196V199L238 200L240 197H242V196H244ZM257 196H259V194H257ZM256 196V197H257ZM207 197V196H206ZM210 197H212V195L210 196ZM222 197V198H221ZM232 197V196H231ZM230 197V198H231ZM253 197L252 198H250V196H249V199H252V201L255 203V202H257V200L256 201H254L255 199H253ZM260 197H261V195H260ZM187 198V197H186ZM201 198L203 199V202H206L208 205H204V204H206V203H204L203 204V202H202V200H201ZM214 198H213V202L211 203V204H213L214 203ZM245 198V197H244ZM247 198H245L247 201H248V199ZM184 199V198H183ZM190 199H191V201H194L195 202V204L193 203V205L194 206H196L195 208H194V206H192L191 204L189 205V204H187L188 202H190ZM216 200L215 202L217 203L219 200ZM233 200H235V198H232ZM231 199V200H232ZM241 199V198H240ZM187 200V199H186ZM242 200V199H241ZM241 200L240 201H237V203H236V205H238L240 202H241ZM259 200V199H258ZM207 201H209V202H207ZM220 201V205H222V202ZM230 201V200H229ZM260 201H261V199H260ZM185 202V201H184ZM199 202V203H198ZM226 203L228 202V201H225ZM234 202V201H233ZM239 202V203H238ZM246 202V201H245ZM245 202H243L244 203V206L245 205H247L248 204V202H247V204H245ZM251 202V201H250ZM191 203V202H190ZM232 203V202H231ZM242 203V204H243ZM258 204H260V202H257ZM179 204H181V203H178V206H177V210H178V212H179V210L182 208L181 206H182V204H183V201H182V204L181 205H179ZM200 204V205H199ZM210 204V205H211ZM215 204V203H214ZM188 205L190 206L189 207V209H188ZM217 205V204H216ZM219 205V204H218ZM217 205V207H218V209L220 208V205L218 206ZM235 205V206H236ZM243 206V205H242ZM258 207H259V205H257ZM260 206H262L261 204H260ZM181 207V208H180ZM208 207H210V208H208ZM224 208L226 207V204L224 203V206H223ZM222 207V208H223ZM207 208V210H205ZM224 208L221 210L222 211V213H223V210H224ZM257 208V207H256ZM261 208H263V206L261 207ZM209 209H210V214L213 216V217H211V216H209V215H207L208 214V212H209ZM218 209H217V211H218ZM227 209V208H226ZM245 209H246V207H245ZM111 210H116L115 208L114 209H111ZM182 210V209H181ZM235 210H239V211H237V214L235 213ZM257 210H259V209H257ZM117 211V210H116ZM207 211V212H206ZM215 211V210H214ZM178 212H176V213H178ZM189 212V217L188 218H184L185 216H186V213H188ZM219 212V211H218ZM238 212H240V214H238ZM249 212V213H248ZM180 213H181V211H180ZM179 213V214H180ZM235 214V218L233 217V215L232 214ZM254 213V214H255ZM145 214V213H144ZM193 214V215H192ZM206 214V215H205ZM220 214V213H219ZM227 214H228V212H227ZM148 214H145V215H143L142 217H140V219H143V220H138V221H136L135 220V222H134V224H133V222L132 223H130L129 222V224L131 225V227H135V229L134 230H136L135 232H136V234L135 235H139V233H143V230L142 229H140V228H144L145 227V229H146V226H147V224L145 223L146 221H147V218H149V216L150 215H148ZM185 215V216H184ZM226 215V214H225ZM251 215V214H250ZM252 215H253V213H252ZM146 216V217H145ZM176 216H177V214H176ZM184 216V217H183ZM223 216V215H222ZM227 216L228 215H226V218H227ZM254 216V215H253ZM253 216H252V218H253ZM256 216V215H255ZM151 217V216H150ZM199 217V218H198ZM205 217H207L206 219H205ZM218 217V218H217ZM225 217V216H224ZM224 217H222L223 219H224ZM233 217V219L232 220H234V221H232L231 220V218ZM245 217H246V215H245ZM259 217V218H260ZM212 218V219H211ZM213 218L215 219V220H213ZM239 219V223H238V220H237V224H235L236 223V219ZM244 218V222H243V219ZM139 219V218H138ZM170 220V223L174 226V224L173 223H176L175 222V220H174V222L172 223L171 221L173 220L172 219V217L171 218H169ZM172 219V220H171ZM174 219H175V217H174ZM183 219V220H182ZM257 219V220H256ZM263 219H264V217H263ZM151 219L149 218V220L148 221H150ZM209 220V221H208ZM219 220V221H218ZM249 220L250 222H247V221ZM141 223H140V222ZM144 221V223L142 224V222ZM194 221V222H193ZM214 221H216L217 222V224H216V222H214ZM255 221V222H254ZM256 221H258L257 223H256ZM264 221V220H263ZM121 221H119V222H117V221H111L108 225H107V227H105L106 225H105V223L104 224H96V225H104L103 227L101 226V228H100V230L103 228L104 230H109L108 229V227H110V230H111V228L112 229H120L121 228V225L123 224V223H121V224H119ZM136 222H137V224H136ZM196 222V223H195ZM199 222V223H198ZM220 222V223H219ZM242 223V225H240L241 223ZM140 223V224H139ZM198 223V224H197ZM222 223V224H221ZM249 223H250V225H249ZM260 223H262V224H260ZM82 224V223H81ZM85 224V223H84ZM83 224V225H84ZM88 224H90V223H88ZM92 224V223H91ZM90 224V225H91ZM94 224V223H93ZM92 224V225H93ZM106 224H107V222H106ZM124 224H125V222H124ZM133 224V225H132ZM136 224V225H135ZM145 224V225H144ZM183 226H181V225ZM189 224V225H190ZM220 224V225H219ZM232 225L233 224V226H232V228H234L236 231H234L235 232V236L232 234V232H233V230H232V232H230V230H229V228L227 229V230H225L226 232H227V237L226 236H224L225 235V233L223 232V228L224 229H226L227 227H229V225ZM89 225V226H90ZM115 225L116 226H120V227H115ZM127 225V224H126ZM126 225H125V228H126ZM176 225H175V227H176ZM221 225H223V226H221ZM228 225V226H227ZM230 225V226H231ZM85 226V225H84ZM84 226H83V228H84ZM86 226H88V225H86ZM94 226V225H93ZM123 226V225H122ZM141 226H144V227H141ZM148 226H149V224H148ZM147 226V227H148ZM191 226V225H190ZM193 226V225H192ZM191 226V227H192ZM248 226V227H247ZM79 227H80V224H79ZM113 227H115V228H113ZM124 227V226H123ZM128 227H129V225H128ZM131 227H130V229H131ZM137 227H138V229H137ZM191 227H189V229L191 228ZM213 227V228H212ZM215 227H216V229H215ZM218 227H220L219 229H218ZM236 227V228H235ZM246 227V228H245ZM250 227V228H249ZM252 227V228H251ZM258 227V228H259ZM263 227H264V225H263ZM82 228V227H81ZM86 228V227H85ZM90 228V227H89ZM94 229H97V228H99V227H97V228H95V227H93ZM173 228V227H172ZM179 228V227H178ZM184 228V229H183ZM193 229H194V226L192 227ZM191 228V229H192ZM213 230H212V229ZM231 228V227H230ZM87 229V228H86ZM103 229L101 230V233H104V231H103ZM148 229V228H147ZM209 229V230H208ZM214 229H215V231H214ZM246 229V230H245ZM249 229H252L253 230V232L251 231L250 232V230ZM85 230V229H84ZM90 230H91V228H90ZM100 230H97V232H95V233H97L96 235H98V237H100V236H103V240L102 239H99V240H96V239H98V237H96V235H94L93 233H94V231L92 232V230H91V234H90V236L93 234V236H95V237H87V238H85L84 236H87L88 235V233L89 232H86V231H88V230H85V234H87V235H85L84 233H83V235H81V237L83 236V238L81 239V237L79 238V237H77V239L79 240H77V239H75V240H73L74 238H76V237H72V238H68V239H65L64 240V242L66 243V248L65 247H63V252L61 251V250H59V251H61L60 253L58 252H56L55 254H54V252L52 251V253H51V251L49 252V254H45V256H44V259H42V260H44L43 262H45V263H43V262H41V261H39V263L38 264H41V263H43V264H46V263H48V264H53L54 263V261L55 260H62V262H60L61 264H99L100 263V261H102V258H103V261H104V257H109V256H104V254L102 255V257H99V258H97V257H95V254H97L98 255V253H96L97 251H101L103 248L105 249H107V251L108 252H110L111 250H113L114 251V249H112V248H110V249H108L109 247H113V245H114V247H116L117 245H119V247L122 249L123 248V250H125L124 248H127V246L129 245V242L131 243L133 240H130L129 239V241L127 240V239H125L124 238V240H123V238L122 237H119V242H117V243H115L116 241H118L117 239H116V237L118 236V234L116 235H111L112 236V238H109L108 236H107V238H106V236L104 237V235H102V234H98V232L100 233ZM106 230V231H107ZM109 230V231H110ZM122 230H123V228H122ZM125 230V229H124ZM134 230H132V231H134ZM180 230V231H181ZM188 230V229H187ZM220 230H222L221 231V233H219L220 232ZM240 232H239V231ZM260 230H262V228H260ZM83 231V230H82ZM105 231V232H106ZM121 231V230H120ZM139 231V232H138ZM147 231V230H146ZM193 231V230H192ZM198 231H200V232H198ZM211 231V234L209 235L208 234V232H210ZM219 231V232H218ZM244 231H246V232H248L247 233V237H246V232H244ZM84 232V231H83ZM122 232V231H121ZM124 232V231H123ZM123 232H122V234H123ZM134 232V233H135ZM144 232H145V230H144ZM194 232V231H193ZM212 232H214V234L213 235H216L215 234V232L218 234H220V237H219V235H216L215 237H217L218 236V238L220 239V241L218 240V238L216 239H213V235H212ZM242 232V233H241ZM107 233H108V231H107ZM200 233V234H199ZM223 233V237L221 236V234ZM229 233H231V235L229 234ZM244 233V234H243ZM106 234V233H105ZM109 234V233H108ZM177 234V235H178ZM187 234H188V231H187ZM186 233H185V235H187ZM230 236H229V235ZM240 234H242V235H240ZM125 235V234H124ZM142 235V234H141ZM208 235H209V237H208ZM248 235H250V236H248ZM89 236V235H88ZM126 236V235H125ZM164 236H166V235H164ZM231 236H233V237H231ZM241 237V238H239V237ZM244 236V237H243ZM257 236L259 237V238H257ZM263 236V237H262ZM162 237V236H161ZM160 237V238H161ZM187 238H188V236H186ZM226 237V238H225ZM257 239H255V238ZM95 238V239H94ZM102 238V237H101ZM106 238V239H105ZM120 238H122V239H120ZM130 238V237H129ZM133 238V237H132ZM159 237L158 236H156L155 237V239L157 240V242H156V240H152V242L155 244L156 243V245H158L159 243H161L163 240L165 241V239L164 238H166V237H162V239L163 240H161V241H159L160 239H158ZM187 238H185L186 239V241H187ZM196 238L198 239L197 240V242H196V244H195V242H194V240L196 241ZM208 238H209V241H208ZM214 240V241H216V244H218L217 246H215L214 245V243L215 242H212V239ZM231 238V239H230ZM234 238V239H233ZM239 238V239H238ZM243 238V239H242ZM261 238V239H260ZM114 239H116V240H114ZM152 239V238H151ZM177 239H178V237H177ZM192 239H194L193 241H192ZM228 240L227 242H226V240ZM238 239V240H237ZM241 239V240H240ZM247 239V240H246ZM122 240L123 241H125V245H127V246H123V242H122ZM145 240V239H144ZM148 240V239H147ZM146 240V241H147ZM150 240V239H149ZM175 240V239H174ZM173 240V241H174ZM217 240L220 242V245H222L224 248L226 247V249H229L228 250V252H227V250H225L222 246V248H220V246H219V242L217 243ZM230 240H232V242H235V240H236V244H234V243H232ZM243 240V242H245V246H246V244H247V246L245 247L244 245H243V243L241 242ZM244 240H246V241H244ZM258 240H260L259 242H258ZM135 241H137V240H135ZM143 241V240H142ZM142 241H141V246L144 244V242H143V244H142ZM151 241V240H150ZM163 241V242H164ZM176 241V240H175ZM224 241V242H223ZM122 242V245L120 246V244L119 243H121ZM211 242V243H210ZM247 242V243H246ZM95 243V244H94ZM113 243V244H112ZM148 243V242H147ZM147 243H145L146 245H147ZM173 243V242H172ZM184 243H185V240H184ZM198 243V244H197ZM227 245H226V244ZM228 243H230L231 244V246H229V244ZM116 244V245H115ZM144 244V245H145ZM149 244H150V242H149ZM148 244V245H149ZM153 244V245H154ZM182 244V246L183 247H185L184 249H182V246H180ZM214 245V246H212V248H211V254H207V253H210V252H207V250L209 251V249H210V245ZM234 244V245H233ZM238 244H240L239 245V247H238ZM63 245H65V244H63ZM74 245V246H73ZM98 246L99 248H102L101 250L100 249H98V247H96V246ZM140 245V244H139ZM160 245V244H159ZM172 246H170V248H171V251L172 250H174V252H175V254L177 253V251H178V247L177 248H174V246L173 245H175V242L173 243V244H171ZM195 245V246H194ZM236 245H237V247H236ZM72 246H73V249H72ZM94 246H95V248L97 249H93L94 248ZM150 246H152L151 244H150ZM150 246L149 247H146L145 246V249L147 250L148 248H150ZM177 246V245H176ZM229 246V247H228ZM233 246H235V248L233 247ZM242 248H241V247ZM113 247V248H114ZM187 247V248H186ZM197 247H198V249H197ZM214 247H217L219 250H217V248H216V250H214V253L215 252H218V253H216L217 255H214V253H213V250L212 249H214ZM228 247V248H227ZM230 247H232V249L230 248ZM117 248V247H116ZM115 248V249H116ZM119 248V250H121ZM173 248V249H172ZM239 248V249H238ZM241 248V249H240ZM244 248V249H243ZM220 249H221V251H220ZM223 249V250H222ZM259 249V250H258ZM93 250V251H92ZM188 250V251H187ZM198 250V251H197ZM232 252H231V251ZM234 250V251H233ZM236 250H237V252H236ZM258 250V251H257ZM56 251V250H55ZM91 252L92 251V253L93 252H95V254L93 253V254H90V255H88L89 254V252ZM197 251V252H196ZM240 251V252H239ZM102 252H104V251H102ZM122 252V251H121ZM173 251L171 252L172 254L174 253ZM207 252V253H206ZM225 252V253H224ZM105 253V252H104ZM116 253H118V252H116ZM238 253H241V255L239 256V254ZM100 254H102V253H100ZM108 254V253H107ZM191 254V255H190ZM195 254V255H194ZM213 254V255H212ZM245 255V257L247 258H245L244 257V255ZM262 254V255H261ZM179 256V253H177L176 255H174L175 257L176 256ZM194 255V256H193ZM206 255H208V256H206ZM243 255V256H242ZM99 256V255H98ZM101 256V255H100ZM206 256V257H205ZM211 256V258H209V259H207L208 257H210ZM220 256V258H221V255H219ZM219 256L217 257L218 258V260L217 259H215L216 260V262H218L219 264L221 263V264H223L222 263V259H220L219 260ZM93 257L94 258H96L95 259V263H93L94 262V259H93ZM175 257H173V255H172V257H168V258H175ZM184 257H186V258H184ZM215 257V258H214ZM231 257H233V258H231ZM241 257V258H240ZM252 257V258H251ZM40 257H38V259H39ZM111 258V257H110ZM167 258V257H166ZM167 258V259H168ZM243 258H245V259H243ZM41 259V258H40ZM47 259H49L50 260V262L47 260ZM97 259H99V262H98V260ZM106 259V258H105ZM176 259V258H175ZM175 259H173L174 261L173 262H175V263H177L176 261H175ZM181 259V260H182ZM205 259H206V261H205ZM172 260V259H171ZM178 260V259H177ZM185 260H182L183 262L185 261ZM227 260V261H228ZM244 260H246L247 261V263H246V261L244 262ZM251 260V261H250ZM102 261V262H103ZM106 261H108V260H106ZM182 261L180 262V260H178V262L179 263H181V264H187L186 262H184V263H182ZM205 261V262H204ZM211 261V262H210ZM221 261V262H220ZM241 261H243V262H241ZM257 261V262H256ZM41 262V263H40ZM204 262V263H203ZM223 262H225V261H223ZM56 263H57V261H56ZM60 263H58V264H60ZM105 263V262H104ZM103 263V264H104ZM178 263V264H179ZM218 263H214V264H218ZM101 264V263H100ZM224 264H226V263H224Z\"/></svg>","mask_w":264,"mask_h":264}]
</instances>
